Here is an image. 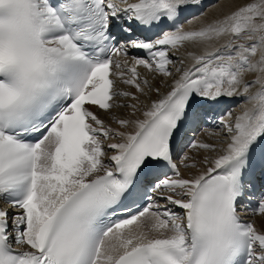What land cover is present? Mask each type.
Masks as SVG:
<instances>
[{"label": "snow or ice", "instance_id": "1", "mask_svg": "<svg viewBox=\"0 0 264 264\" xmlns=\"http://www.w3.org/2000/svg\"><path fill=\"white\" fill-rule=\"evenodd\" d=\"M226 2L0 0V264H264V0Z\"/></svg>", "mask_w": 264, "mask_h": 264}, {"label": "bare ground", "instance_id": "2", "mask_svg": "<svg viewBox=\"0 0 264 264\" xmlns=\"http://www.w3.org/2000/svg\"><path fill=\"white\" fill-rule=\"evenodd\" d=\"M209 1V3L207 4V8H206V10H204V11H206V12H202L201 13V11H197L194 15H193V17L191 18V19H189L188 21H190L191 23H188V21L187 22H185L184 23V27L186 28V29H194V28H198L200 25H202L204 22H205V20L206 19H211V18H213V17H215V16H217L219 13H220V11L221 10H223V11H227V2H226V0H220V2H219V4H217V0L215 1V2H213L214 0H204V4L205 3H207ZM183 49L181 50V52L179 53V55H182L183 54ZM140 71L143 73L144 72V70L143 69H140ZM153 83L154 84H159V79H157V80H154L153 81ZM121 89H123V90H129L128 88H127V86H125V85H122V84H120V85H118ZM162 87V91L164 90L163 89V86H161ZM152 98L154 99L155 98V96L153 95L152 96ZM143 101H144V103L146 104V103H148V100L147 99H145V98H141ZM236 103H229V104H227L226 106H227V108H230V109H232L233 111H239L240 110V105H238V104H236ZM100 116H101V118H103V119H105L106 121H109L110 119H111V117L110 116H108L107 114H105V113H103V112H100V113H98ZM115 114L116 115H121L122 114V112L121 111H116L115 112ZM207 129V131H205V129H201L199 132H198V134H197V137L199 138V139H201V140H204V141H206V142H211V143H218V141H219V137H215V136H213V135H211V133L212 132H215V131H218V130H214V131H210V130H212V129H208V128H206ZM184 151H187L186 149H184ZM191 155H194L197 159H199V158H201L203 155H206L207 153H203V152H201V153H190ZM181 171H185L183 168H182V166H181ZM252 220H253V222L256 224V226L258 227V228H261V227H264V217H259V216H252L251 215V217H250Z\"/></svg>", "mask_w": 264, "mask_h": 264}, {"label": "rangeland", "instance_id": "3", "mask_svg": "<svg viewBox=\"0 0 264 264\" xmlns=\"http://www.w3.org/2000/svg\"><path fill=\"white\" fill-rule=\"evenodd\" d=\"M216 0H214L213 2H215ZM207 8V7H206ZM206 10V9H205ZM204 12H206V11H204Z\"/></svg>", "mask_w": 264, "mask_h": 264}]
</instances>
